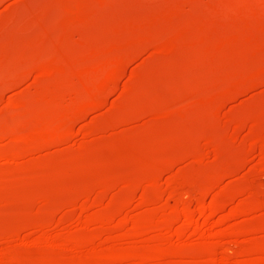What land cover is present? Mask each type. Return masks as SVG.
<instances>
[{"label": "rangeland", "instance_id": "obj_1", "mask_svg": "<svg viewBox=\"0 0 264 264\" xmlns=\"http://www.w3.org/2000/svg\"><path fill=\"white\" fill-rule=\"evenodd\" d=\"M0 264H264V0H0Z\"/></svg>", "mask_w": 264, "mask_h": 264}]
</instances>
